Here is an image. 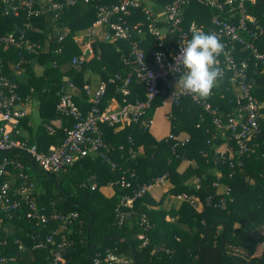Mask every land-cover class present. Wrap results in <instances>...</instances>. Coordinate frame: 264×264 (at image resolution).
Returning <instances> with one entry per match:
<instances>
[{"label": "trees", "instance_id": "16d2710c", "mask_svg": "<svg viewBox=\"0 0 264 264\" xmlns=\"http://www.w3.org/2000/svg\"><path fill=\"white\" fill-rule=\"evenodd\" d=\"M48 1L61 0H35V6ZM169 1L149 0V5L142 1L125 12L111 15V21L129 27V39L114 42L92 40L93 55L76 65L70 63V59L78 56L81 50L72 39L73 33L91 25L96 18L95 6H110L118 0H89L88 3L76 0L60 10H45L35 16L21 10L17 15L6 14L0 0V33H22L39 44V48L31 52L0 45L1 72L16 82L17 92L23 98L30 94L39 100L40 122L34 135L25 140L18 132V138L36 145L45 153L49 145L57 146L64 137V128L73 122L56 109L60 95L67 92L83 114L91 105L82 89L86 83L83 76L86 71L97 72L102 81L116 74L120 77L113 83H106L98 105L100 110L107 103L108 92L119 105L142 100L144 87L133 75L127 84V92L119 90L122 80L132 72L129 45L137 40L144 57L150 59L154 39L148 32L150 23L160 31L165 28L164 45L173 43L175 35L167 32L170 26L163 13ZM244 6L246 14L255 20L254 24L247 22V27L253 29L259 25L264 30V0L245 1ZM180 12L182 27L192 22L207 33L211 26L210 17L217 9L202 0H187L181 4ZM134 25L141 29L140 33L132 29ZM63 32L64 38L58 41V35ZM242 35L247 38V34ZM254 45L264 53V32L258 34ZM231 47L236 61L245 60L247 75L253 82L250 94L259 113V131L253 138L256 144L253 150L238 154L227 130L216 128L211 121L213 115L223 121L226 114L233 112L238 105L236 89L229 79L231 69H224L223 79L213 89L210 98L193 100L185 94L176 104L171 103L168 133H188V138L180 145L172 147L174 141L166 135L156 140L138 119L128 124L98 123L102 140L108 145L106 155L113 166L98 153L89 152L77 157L65 169L48 172L35 166L22 151L1 150L0 158L7 157L22 164L21 169L13 162L6 168L14 176L11 188L18 190L22 181L18 174L24 172L27 180L33 183L29 195L33 197L39 214L48 216L54 211H75L77 214L71 222L59 227L60 222L56 219L41 223L37 218L27 217L28 207L22 200L18 209L0 212V242L5 241L0 245V253L15 255L9 264H51L47 248L37 249L31 245L57 228L50 247L55 249L62 239L66 240L63 264H92L94 257L103 259L107 252L127 258V264H264V246H259L264 242V63L236 42H231ZM30 57H35L43 66L41 75H34L28 63ZM16 70L21 71L25 83L17 81L20 74L15 73ZM180 75H170L169 80ZM68 83L72 86L69 87ZM167 93L168 89H165L151 100L146 115L152 116V111ZM201 101L207 102L213 111L204 110ZM24 119L21 117L19 123ZM54 120L56 124H52ZM17 129L19 131V127ZM225 138L233 153L231 157L215 150ZM139 149L141 152L136 153ZM180 160L194 162L192 168L177 172ZM213 167L219 171L218 175L211 173ZM192 172L198 178L197 187L185 183ZM160 175L171 184L169 194L197 196L202 202L201 210H195L187 200H181L177 208L169 210L154 207L155 202L145 192L133 199L130 208L119 206L120 210H130V213L118 222L116 209L121 198L154 183ZM121 176L128 182L127 186L120 185ZM106 184L113 188L109 197L98 190L99 186ZM226 187L229 192L224 195L223 205L213 206V201L223 195ZM141 214L150 224L145 232L144 245L136 236L141 232ZM166 215L171 220H166ZM19 242L22 248H18Z\"/></svg>", "mask_w": 264, "mask_h": 264}, {"label": "built area", "instance_id": "2783aa9c", "mask_svg": "<svg viewBox=\"0 0 264 264\" xmlns=\"http://www.w3.org/2000/svg\"><path fill=\"white\" fill-rule=\"evenodd\" d=\"M88 3L89 0H81ZM187 0H170L164 6V18L169 23L167 32H174L175 38L171 45L163 44L162 32L155 28L150 23L148 25V32L153 35L152 50L150 52V59L144 57L142 49L138 45L137 40H133L129 45V61L131 62L132 72L128 73L122 80L119 90L122 93L127 92V84L129 83L130 76L133 75L135 80L142 83L144 87V97L142 100L135 101L134 103L123 102L119 105L117 110L108 111L100 110L98 105L106 89V83H113L119 79V75L109 77L107 81H100L97 86L90 88L87 84L82 85V89L88 96L90 107L85 114L74 104L70 95L66 92L60 95L59 101L56 104L58 112L64 116L72 118L71 126L64 128V137L57 146H50L47 153L38 150L36 145L28 144L25 140L18 138V123L19 119L25 115V112L18 107L24 98L17 92V84L9 77L1 72L0 66V151L4 150H17L27 154L31 161L39 169L44 171H58L65 169L77 157L84 156L89 152L98 153L99 157L108 162L111 166L114 164L109 161L106 155L108 145L102 140V133L98 127V123H125L140 119L141 126L146 129L149 128L152 121V116L146 115V110L150 106L151 100L168 89L166 97L169 98L171 103H177L178 99L186 93L182 90L180 85H177L174 90L170 89V75H180V72L173 73L169 70L168 66L175 67L174 57L180 53V47L187 40L191 39L192 31L202 29L197 27L194 23H189L186 27L181 24L180 6ZM245 1L251 3L256 0H202L204 4L210 5L217 9V12L210 17V24L207 33H214L218 36L221 43L224 45V52L217 58V63L224 69H231L230 82L231 85L237 90V106L233 112L226 114L225 119L213 115L211 121L216 128H225L228 132V137L233 142L237 153H247L253 150V138L259 131L257 105L250 94L252 80L247 75L246 62L244 59L236 61L233 57L231 42H236L242 46V49H247L251 55L264 63V53L258 51L254 45V41L258 34L264 32L263 28L255 25V28L250 29L247 27V22L254 24L255 20L245 12ZM4 12L6 14L17 15L18 12L24 11L27 15H38L45 10H60L66 5H72L76 0H61V1H48L42 2L40 5L35 6V0H2ZM141 0H118V3L110 6L98 5L95 6L96 11L95 20L85 30V38L88 42L84 45L78 56H73L70 59L72 64H80L85 60L86 55L92 53L90 42L100 33V39L107 42H114L122 39H129L130 29L128 26L119 22L110 20L111 15L118 12H125L128 7H135L140 4ZM40 3V2H39ZM235 17V21L231 20ZM153 20V19H152ZM106 28V29H105ZM136 33H140L141 29L136 25L132 26ZM247 34V38L242 35ZM65 36V32L58 35L57 40L61 41ZM0 45H6L18 49L20 51L31 52L39 48L38 42L30 41L22 33L15 35L13 33H0ZM19 51V52H20ZM157 53H163L162 59L157 61ZM16 66V65H15ZM182 67L178 65V71ZM180 76L178 77L179 80ZM162 83L161 86L159 83ZM71 87L72 83H68ZM191 96V95H190ZM193 100H197L191 96ZM204 110L212 112L210 105L201 101ZM50 129L49 127H47ZM166 137L172 139L173 146L182 144L186 139H178L176 135L167 133ZM14 163L18 168H22V164L7 157L0 158V212H8L16 210L21 205V200L27 204L28 210L27 217L37 218L41 223L46 222L48 219H56L60 222L59 227H63L65 223L71 222L76 217L75 211L69 212H50L48 216L38 213L33 203V197L29 195L33 187V183L27 180V175L20 172L18 177L22 180L18 190L11 188L10 183L4 178L7 173V166L9 163ZM164 179V175L158 176L154 183L160 182ZM128 185L123 176L120 178V185ZM151 185V184H150ZM150 185L140 187L133 192L131 196H124L121 198L117 209L116 216L118 222L130 213V210L122 211L121 207L130 208L131 202L136 197L144 194ZM11 192V193H10ZM229 188L226 187L223 195L213 201V206L219 207L223 205L225 198L228 195ZM17 194V196H13ZM176 198L187 200L191 205H194V200L184 193L177 194ZM141 232L136 236L141 241V245L146 242L145 232L149 229L150 224L144 214L140 215ZM58 232V228L51 233L46 234L42 239H36L31 245L32 248H47L51 255V264H63V250L66 246V240L56 244V248L50 247L53 242L52 235ZM4 240L0 245L4 244ZM18 248H22L19 242ZM15 259V255H5L0 253V264H9ZM127 264L128 259L123 256H118L107 252L103 259L94 257L92 264Z\"/></svg>", "mask_w": 264, "mask_h": 264}, {"label": "crops", "instance_id": "0c3cea01", "mask_svg": "<svg viewBox=\"0 0 264 264\" xmlns=\"http://www.w3.org/2000/svg\"><path fill=\"white\" fill-rule=\"evenodd\" d=\"M146 2V5H149V0H141ZM88 28V27H87ZM86 28V29H87ZM86 29L77 31L73 33L72 39L76 43L77 46H79V49L82 50L84 45L88 42V40L84 36V32ZM165 28L161 30L162 36L164 35ZM100 33L98 32L97 35L92 39L94 41H98L100 39ZM92 42V41H91ZM90 42V44H91ZM93 54L90 53L86 55L85 59H89ZM28 63L30 65L31 70L33 71L35 76H39L43 72V66L39 64L36 60L35 57H30L28 59ZM15 73L20 74L17 78V81L19 83H25L24 77L21 74L20 70H16ZM84 80L90 88H94L99 84L100 81H102V77L94 71H86L84 73ZM178 81V78H175L170 82V89L174 90L176 88V83ZM235 89V88H234ZM235 92H237L235 90ZM108 97L106 98V105L103 107V109L108 110V111H115L117 110L119 104L117 100L114 98L113 95L110 94V92L107 93ZM38 106H39V100L37 98L32 97L30 94H26L24 100L18 104V107L21 108L24 112V120L22 123H18L19 127V137L24 138L27 140V138L32 137L35 133V129L37 125L39 124V113H38ZM170 109H171V102L168 97H165L161 104L157 107L154 108L152 111V121L151 125L148 128V132L157 140L161 139L164 137L169 130V114H170ZM57 121L54 120L52 121V124H56ZM176 137L178 139H186L188 138V133L185 131L179 132L176 134ZM220 137H224L223 133H220ZM52 146L49 145L48 148ZM215 150L219 153H225L228 157H231L233 155L231 151V147L227 144V140L221 141L215 148ZM141 149L137 150L136 153H140ZM194 162L188 161V160H180L176 167V171L181 173L183 172L186 168H192ZM35 168V167H33ZM212 174L218 175L219 171L213 167L211 170ZM13 174L10 172H7L6 179L8 180L9 183H13ZM185 183L197 187L198 185V178L196 177V174L192 172L188 178L185 180ZM171 187V184L169 181L165 178L162 179L160 182L152 183L146 193L150 196V198L155 202V205H152L154 207L160 206L165 210H169L171 207L177 208L178 205L181 202V199L176 198L177 195H172L168 193L169 188ZM99 192L105 196L109 197L113 194V188L110 184L106 185H101L98 187ZM221 190V189H220ZM180 194V193H179ZM194 200V205L193 207L195 210L200 211L202 208V202L199 200L197 196L190 195ZM166 220H171L169 216H165ZM257 230L258 229L254 228ZM259 246H264V242H262Z\"/></svg>", "mask_w": 264, "mask_h": 264}, {"label": "clouds", "instance_id": "9594fccd", "mask_svg": "<svg viewBox=\"0 0 264 264\" xmlns=\"http://www.w3.org/2000/svg\"><path fill=\"white\" fill-rule=\"evenodd\" d=\"M224 52V45L214 33H206L196 29L191 33V39L180 47V53L174 57L175 67L168 68L173 73L180 72L176 83L182 90L194 98L206 100L212 95L213 89L219 86L224 70L217 63V58ZM163 53H157V61ZM178 65L182 70L178 71Z\"/></svg>", "mask_w": 264, "mask_h": 264}, {"label": "rangeland", "instance_id": "374dc122", "mask_svg": "<svg viewBox=\"0 0 264 264\" xmlns=\"http://www.w3.org/2000/svg\"><path fill=\"white\" fill-rule=\"evenodd\" d=\"M71 63V62H70Z\"/></svg>", "mask_w": 264, "mask_h": 264}]
</instances>
